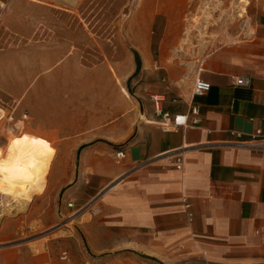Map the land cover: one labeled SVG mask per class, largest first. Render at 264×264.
<instances>
[{"label":"crops","instance_id":"crops-1","mask_svg":"<svg viewBox=\"0 0 264 264\" xmlns=\"http://www.w3.org/2000/svg\"><path fill=\"white\" fill-rule=\"evenodd\" d=\"M4 1L0 32L42 15L0 49V98L53 152L29 198L0 186V264H264V0L212 37L182 34L193 0H140L90 63L70 0Z\"/></svg>","mask_w":264,"mask_h":264},{"label":"rangeland","instance_id":"rangeland-1","mask_svg":"<svg viewBox=\"0 0 264 264\" xmlns=\"http://www.w3.org/2000/svg\"><path fill=\"white\" fill-rule=\"evenodd\" d=\"M70 1L72 2V7L75 8V14L79 24V37H94L95 41L101 40L106 42V44H108L107 42L110 40L117 41V39H113L112 36L123 34L124 25L127 23L131 10L137 3L140 2V0ZM191 2L192 4L190 3L191 5L189 6V10L186 12V15L183 19L184 22L191 20L192 23V25L184 26L182 28V34L187 37L192 36L193 34L199 37H212L214 34L213 27L216 22L221 20V17L233 19L240 14H245V12L251 6H254L256 11L257 7H259L261 4V0H193ZM194 3H201V5L198 6L199 4H196L194 6ZM225 5L228 7V13H224L223 16L218 17V13L221 12V9H224ZM233 9L235 10L233 11ZM41 15L42 11L40 9H31L27 11V9L24 7H20L18 17L14 18L12 22V28L15 29V31L11 32L8 31V29H4L2 32H0V49L8 46V48L18 50V48L22 45L19 35L22 34V32L24 33L25 26L28 27V32L30 34L36 35L38 32V23L36 21ZM29 16L31 21L28 23ZM161 19L162 21L164 20L163 15H161ZM49 29L53 30V27H50ZM126 29L127 27L125 30ZM46 31L47 33L51 32L48 30V28ZM160 34L161 32L157 22L153 27V40H157ZM101 41L98 44L95 42L93 54L89 55L88 57L82 56L83 61L85 60L84 62H96L101 57ZM79 45L85 48V43H81ZM136 64H139L138 59H136ZM134 81L135 80H131L130 82L133 83ZM0 103L8 113L12 112L13 115V121H9L5 127L1 126L0 128V153H2L0 158H2L4 157V152L6 149V141L21 135L25 131L22 129V115L16 114V112L20 110L19 106H17V110L15 108L10 110L4 98H0ZM15 103V107L16 105H20V103ZM16 123L19 124V128L15 131H11L10 126ZM46 167L47 164H45L43 172L39 175L38 182L43 181ZM1 187L5 188L6 191H9V193L15 198L24 197L26 199L38 189V186H34L29 192L25 187H16L17 191H12L8 183L2 184Z\"/></svg>","mask_w":264,"mask_h":264},{"label":"bare ground","instance_id":"bare-ground-1","mask_svg":"<svg viewBox=\"0 0 264 264\" xmlns=\"http://www.w3.org/2000/svg\"><path fill=\"white\" fill-rule=\"evenodd\" d=\"M5 145L4 157L0 158V186L8 183L12 191H17L16 187H25L30 192L39 184V175L53 148L46 140L27 132L7 140Z\"/></svg>","mask_w":264,"mask_h":264},{"label":"built area","instance_id":"built-area-1","mask_svg":"<svg viewBox=\"0 0 264 264\" xmlns=\"http://www.w3.org/2000/svg\"><path fill=\"white\" fill-rule=\"evenodd\" d=\"M8 8V3L5 2L4 0H0V24L2 23L3 17L5 12L7 11ZM237 84H245L247 83V81L245 79H237ZM210 88V84L204 80H202L201 78H197L194 81V85H193V94L194 95H202L205 92H207ZM154 100L157 101L156 98L153 97ZM193 113H196L195 109H192ZM26 116L25 113L22 114L21 119L23 120V118ZM9 121H13V115L12 112H7L6 109L2 106V104L0 103V128L1 126H6V124ZM199 120L198 118H193L191 123L188 122L186 115H174L171 121V124L169 122H167L164 127L163 130L168 131L170 129L171 126L173 127H177V126H194V125H198ZM19 128V124H13L10 126V130L11 131H15ZM231 134L234 135L236 137L237 140H239L238 143H243V142H251L254 141L256 139L259 138L260 135V131H256L255 134L248 136V137H243V135L240 132L237 131H231ZM117 157H122L123 153L122 152H117L116 153ZM178 165L177 167L180 168L181 166V158L177 159ZM183 206L185 208V212L187 215L188 220L192 219V214L191 212L188 210L190 204L186 201L185 198H183ZM71 204H69L68 206H70Z\"/></svg>","mask_w":264,"mask_h":264}]
</instances>
